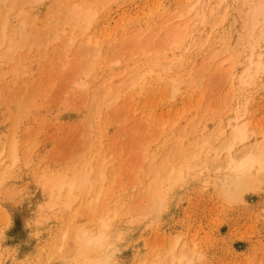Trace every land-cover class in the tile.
<instances>
[{
  "label": "rangeland",
  "instance_id": "obj_1",
  "mask_svg": "<svg viewBox=\"0 0 264 264\" xmlns=\"http://www.w3.org/2000/svg\"><path fill=\"white\" fill-rule=\"evenodd\" d=\"M263 18L264 0H0V264H264V173L218 188L234 125L232 158L264 161ZM105 224L103 249L72 241Z\"/></svg>",
  "mask_w": 264,
  "mask_h": 264
},
{
  "label": "bare ground",
  "instance_id": "obj_2",
  "mask_svg": "<svg viewBox=\"0 0 264 264\" xmlns=\"http://www.w3.org/2000/svg\"><path fill=\"white\" fill-rule=\"evenodd\" d=\"M204 7L202 9H204ZM220 8H218L219 10L216 9L213 12L214 14H211L212 11H210V13H209V14H211L210 18L213 19L214 21L217 20L218 14H220L221 12L222 13L224 12L225 7L224 8L222 7L221 9ZM206 14L207 13H205L204 10H202L197 15H200L201 19H204ZM259 63H260L259 59L254 61V59L251 58L250 61H249V66H253L258 71V70H260V69H258L260 67ZM248 70H249V67H248ZM256 72H255V74H257ZM253 75H254V73H253ZM246 76H247L248 79L252 78L249 74L246 75ZM243 116H244V114H243ZM234 126L235 127L231 126L232 127V131H231L232 133L230 132V134H231V136H230L231 137V141L229 142L230 144L226 146L227 148H225V149H227L226 151L228 152V154H227V160H226V162L224 164V167L228 171L225 174H223L221 177H219V179H218L219 180L218 188L220 189L221 194H223L226 197L230 196V195L232 196L233 194H238L241 191H243L245 189H248L249 187L256 186L257 185V181L259 179L258 177L260 175H263V173H264V161L262 159L263 157L262 158H260V157L254 158V156H253L254 155L253 151H259L260 147L262 148L261 144H259L260 146H256L255 148H252V149H250L248 151L246 150L247 152H243L242 154L240 153V155H237L238 158L235 156L237 161L234 159V155H233V158H232V156L229 154V150L232 147V145H234L233 142H235V140L237 138H239V139L247 138L243 134V131H244V133H246L245 132L246 131L245 128H243L245 126H242V124H241L242 129H241V127H238L237 125H234ZM236 141H238V139ZM262 150H263V148H262ZM38 182L41 185L40 186L42 188L41 190L43 191V190L47 189L46 191H48V192H49V190L51 191L52 189H56V188L58 189V192H59V189H62L61 185H63V184H60V183H63V181L60 182L59 179L56 180V178H49V177L48 178L47 177L46 178L45 177L41 178ZM53 191H55V190H53ZM166 200H167L166 199V195L162 196V197H158V198H153L151 200V202H150V206L147 207V213L148 214L150 213V214H153V215L159 214L160 210L165 205ZM55 205H53V206H55ZM153 217L155 218V216H153ZM106 225L107 224H105V227L102 225L101 226L102 228L100 227L101 229H98V231L96 233H92L90 231H86V229H85L86 232L79 231V230H78L79 232H77V229L75 231L72 230V231L75 232V233H73V237L76 234L75 237H74L75 239L74 240L72 239V241L76 242L77 246H79L81 248H84V250L86 249L85 251H87V250H92V251L101 250L109 243V241H113L116 237H118V232H120V231L115 230V229L113 230V228L111 229V227H109V225H107L108 227ZM75 228H77V227H75ZM69 232H70V230H69ZM63 236H64V233H63L62 237ZM67 240H69V239H67ZM68 242H71V241H68ZM74 242H72V243H74ZM62 244H64V243L62 242ZM171 249L173 250L174 248L172 247ZM75 250H76V248H75ZM55 254H58V252L55 253ZM55 254H54V256H55ZM55 257H57V256H55ZM180 257H183L182 253L180 254ZM86 258L88 259L87 254H86ZM86 258H85V260H86ZM100 261H101V259H100ZM100 261L98 260V263ZM94 262H96V261H94ZM96 263H88V264H96Z\"/></svg>",
  "mask_w": 264,
  "mask_h": 264
}]
</instances>
